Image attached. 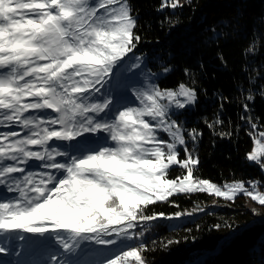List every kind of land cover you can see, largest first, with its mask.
Returning <instances> with one entry per match:
<instances>
[{"label":"snow or ice","instance_id":"snow-or-ice-1","mask_svg":"<svg viewBox=\"0 0 264 264\" xmlns=\"http://www.w3.org/2000/svg\"><path fill=\"white\" fill-rule=\"evenodd\" d=\"M170 6L184 5L175 0ZM137 23L129 0H0V238H54L62 251L49 255L50 264H75L68 257L84 241L116 249L101 264H146L148 243L126 241L146 236L133 231L145 222L181 227L171 221L192 213L145 215L148 205L176 193L209 192L229 200L245 193L264 205V193L256 191L260 182L220 187L193 178L199 158L189 150L181 118L195 109L198 91L184 82L160 87L157 79L170 67L153 72L148 57L141 73L147 83L135 89L134 100L113 94L115 68L129 54L140 61ZM201 135L196 128L187 131L193 142ZM258 135L246 160L264 172V132ZM170 166L186 175L169 179Z\"/></svg>","mask_w":264,"mask_h":264},{"label":"trees","instance_id":"trees-1","mask_svg":"<svg viewBox=\"0 0 264 264\" xmlns=\"http://www.w3.org/2000/svg\"><path fill=\"white\" fill-rule=\"evenodd\" d=\"M174 2L129 0L138 17L135 32L141 36L136 55L144 61L153 58L148 65L153 72L171 69L158 77L160 87L175 88L184 82L198 91L195 109L181 118L189 150L199 158L193 178L219 183L263 179V172L246 160V153L252 148L253 135L264 132L260 94L264 92V0H179L184 6L173 9ZM185 68L190 69L188 75ZM249 94L254 100H245ZM192 128L202 133L195 142L187 136ZM158 135L168 139L166 133ZM178 149L184 158L182 146ZM170 167L169 179L186 175L185 169ZM212 200L218 205L179 220L175 224L182 226L174 230L164 220L140 224L133 231L147 235L126 243H148L149 250L142 253L146 264H264V205L255 203L257 210H253L249 207L253 201L245 193L234 200L209 192L177 193L148 205L145 215H171ZM216 224L221 227L216 229ZM168 240L178 242L165 247ZM101 248L90 245L87 257L93 253V259L102 256L99 260L104 261L106 250Z\"/></svg>","mask_w":264,"mask_h":264},{"label":"rangeland","instance_id":"rangeland-1","mask_svg":"<svg viewBox=\"0 0 264 264\" xmlns=\"http://www.w3.org/2000/svg\"><path fill=\"white\" fill-rule=\"evenodd\" d=\"M143 62H144L143 58L140 57V61H137L131 56V54H129V57L124 61V63L115 68V76L113 77L111 81V85L109 87L112 88L113 94L116 96L118 100L120 99L121 94H123L126 96L127 102L133 101L135 98V89L143 87L147 83V81L144 80L146 73L145 75L141 74L142 72L145 71ZM137 63L140 64L139 68L134 67V64ZM125 89L127 90L125 91ZM261 132L263 131H258L253 135V145L250 151H252L256 146V140L260 138L258 134ZM158 133H163V132H158ZM102 134L103 133H101V135ZM91 146L96 147L97 144L93 143ZM63 147H66L69 151H73L74 148V147L72 148V145L70 144H64ZM249 163L255 164L254 162H249ZM35 165L36 164L31 162V167L34 168ZM238 181L241 180L225 181L223 183L214 182V181H210V182L216 184L217 186L223 187L225 184H231L233 182H238ZM249 181L260 182L258 183L256 191L259 193H264V178L263 179L258 178ZM249 181H245V182H249ZM245 186L249 188V190H252L250 184L246 183ZM7 195L11 196L14 194L7 193ZM213 195L216 196L214 193ZM252 201L253 202L252 203L250 202L249 207L252 208L253 210H257L256 204H259V202L253 199ZM213 205L216 206L218 205L215 200L210 201L205 206L202 205L193 206L192 208L186 209V211L188 210L191 211L192 215L195 216L198 213L203 212L205 209ZM178 221L179 220H173L171 221V223L175 224ZM28 236L29 239L27 241L18 240L11 236L0 238V246H4L7 248V251L0 253L1 254L0 256H2L0 257V264H50L49 255L51 253L57 252L58 250L62 251V249L59 248V245L55 242V239L52 237H46V236L40 237L38 235L34 236L33 234H28ZM113 239H116L114 235H113ZM5 240L7 241L6 243L4 242ZM94 244L95 243L91 241L82 242L80 247L77 249L76 253L73 256L68 257V259L74 261L75 264H101L102 261H100L99 259L102 256L101 257L97 256V259H93L94 256L93 253L90 255V257H87L86 255V253L90 249V245H94ZM98 246H102L101 249L106 250L105 253L106 258L110 257L113 251H116V249L113 246H110L111 249L110 251H108V246H103V245H98ZM121 247H123V245H121Z\"/></svg>","mask_w":264,"mask_h":264},{"label":"bare ground","instance_id":"bare-ground-1","mask_svg":"<svg viewBox=\"0 0 264 264\" xmlns=\"http://www.w3.org/2000/svg\"><path fill=\"white\" fill-rule=\"evenodd\" d=\"M181 213H191V211H189V210L186 211V210H185V211H183V212H181Z\"/></svg>","mask_w":264,"mask_h":264},{"label":"water","instance_id":"water-1","mask_svg":"<svg viewBox=\"0 0 264 264\" xmlns=\"http://www.w3.org/2000/svg\"><path fill=\"white\" fill-rule=\"evenodd\" d=\"M198 208V207H197ZM199 208H201V207H199ZM183 211H185V210H183ZM183 211H181V212H183Z\"/></svg>","mask_w":264,"mask_h":264}]
</instances>
